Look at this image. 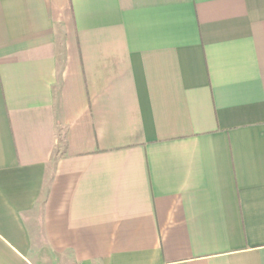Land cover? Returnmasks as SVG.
<instances>
[{
	"label": "crops",
	"instance_id": "obj_1",
	"mask_svg": "<svg viewBox=\"0 0 264 264\" xmlns=\"http://www.w3.org/2000/svg\"><path fill=\"white\" fill-rule=\"evenodd\" d=\"M0 264H264V0H0Z\"/></svg>",
	"mask_w": 264,
	"mask_h": 264
},
{
	"label": "rangeland",
	"instance_id": "obj_2",
	"mask_svg": "<svg viewBox=\"0 0 264 264\" xmlns=\"http://www.w3.org/2000/svg\"><path fill=\"white\" fill-rule=\"evenodd\" d=\"M43 242V241H42ZM39 246H40V242H39ZM67 260L69 261L70 260V258H67Z\"/></svg>",
	"mask_w": 264,
	"mask_h": 264
}]
</instances>
